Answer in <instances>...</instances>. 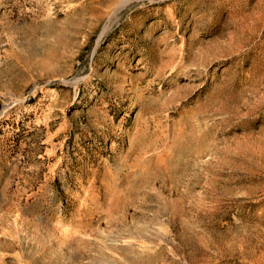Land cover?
Masks as SVG:
<instances>
[{
  "label": "rangeland",
  "instance_id": "374dc122",
  "mask_svg": "<svg viewBox=\"0 0 264 264\" xmlns=\"http://www.w3.org/2000/svg\"><path fill=\"white\" fill-rule=\"evenodd\" d=\"M0 264H264V0H0Z\"/></svg>",
  "mask_w": 264,
  "mask_h": 264
}]
</instances>
